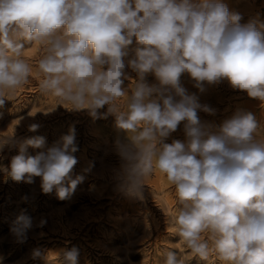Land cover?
<instances>
[{"label":"clouds","instance_id":"9594fccd","mask_svg":"<svg viewBox=\"0 0 264 264\" xmlns=\"http://www.w3.org/2000/svg\"><path fill=\"white\" fill-rule=\"evenodd\" d=\"M230 12L223 0H0V107L29 82L41 94L87 110L96 118L115 116L126 134L116 143L122 164L119 188L142 199L154 171L174 186L178 207L172 216L176 235L193 256L221 264H264V125L253 113L238 110L215 131L198 111L214 114L181 86L187 73L203 92L227 80L264 102V23ZM137 45L132 58L129 46ZM38 45L30 64L27 48ZM137 73L123 86L125 68ZM152 73L158 84L149 85ZM107 105V113L98 110ZM183 122L185 141H164ZM39 125L30 126L36 131ZM75 128L35 156L28 146L45 148L36 136L20 144L7 175L16 182L41 178L44 193L69 198L84 177L72 176L78 148ZM8 142L0 138V147ZM20 215L18 237L31 228ZM78 250L63 253L60 264H77ZM164 264H183L175 251Z\"/></svg>","mask_w":264,"mask_h":264},{"label":"rangeland","instance_id":"374dc122","mask_svg":"<svg viewBox=\"0 0 264 264\" xmlns=\"http://www.w3.org/2000/svg\"><path fill=\"white\" fill-rule=\"evenodd\" d=\"M230 12L242 16L241 24L250 20L264 23V0H223ZM137 47L135 38L129 46L132 58ZM38 45L27 48L24 58L30 64L39 59ZM124 87L130 90L137 73L125 68ZM145 82L158 84L148 73ZM181 86L195 94L202 105L214 114L198 111L202 123L211 130L231 118L238 110L254 114L264 125V102L251 98L246 91L233 89L227 80L213 85L205 82L201 92L189 74L180 77ZM67 103L58 104L55 97L41 94L39 81L29 82L5 100L0 107V138L8 142L0 147V264H60L63 253L78 250L77 264H164V253L175 251L183 264H221L192 255L172 222L178 204L174 186L163 173L154 171L142 189V199L127 196L119 188L117 174L122 160L116 150L117 141L125 142L126 134L115 127L112 114L94 119L85 110H73ZM108 106L98 112L107 113ZM39 125L36 131L30 126ZM75 128L78 150L73 153L77 164L72 176L84 180L67 199L58 198L56 190L44 193L41 178L29 184L13 181L5 171L25 140L42 136L45 148L28 146L26 154L35 156L56 143L69 128ZM185 141L183 122L164 142ZM20 215L31 218L32 226L24 237L13 232Z\"/></svg>","mask_w":264,"mask_h":264}]
</instances>
